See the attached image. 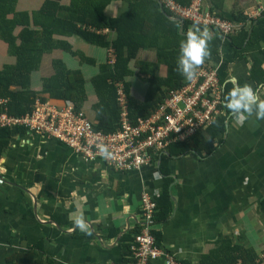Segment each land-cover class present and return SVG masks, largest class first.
Returning <instances> with one entry per match:
<instances>
[{
	"label": "crops",
	"instance_id": "1",
	"mask_svg": "<svg viewBox=\"0 0 264 264\" xmlns=\"http://www.w3.org/2000/svg\"><path fill=\"white\" fill-rule=\"evenodd\" d=\"M203 1L208 8L217 3L227 19L243 14L248 38L250 23L259 17L254 10L264 6V0ZM127 8L125 0H112L106 13L116 16ZM153 54L147 49L138 52L147 60H154ZM254 56L264 58L258 51L236 58L226 45L220 48L211 62L223 90L226 82L247 83L264 99V82L250 79ZM227 122L221 139L210 141L209 154L172 156L165 176L154 164L114 170L101 160H85L54 138L29 130L17 134L0 160V259L42 240L40 255L56 264H119L123 253L118 239L142 220L141 193L157 194L164 177L170 179L172 210L166 220L153 225L160 246L189 264H202L204 256L208 261L209 253L214 257L225 241L263 254L264 120L253 113L240 123L230 112ZM81 213L87 231L73 227L72 217ZM58 217L69 219L68 225Z\"/></svg>",
	"mask_w": 264,
	"mask_h": 264
},
{
	"label": "trees",
	"instance_id": "2",
	"mask_svg": "<svg viewBox=\"0 0 264 264\" xmlns=\"http://www.w3.org/2000/svg\"><path fill=\"white\" fill-rule=\"evenodd\" d=\"M19 1L0 0V97L7 99L6 111L10 115L30 112L37 97L52 103L71 101L76 111L94 122L96 130L111 132L120 124L117 82L123 84L130 117L137 119L148 116L186 81L176 62L179 42L193 23L183 19L180 31V22L170 10L162 8L165 13L158 0H125L128 8L116 16L106 13L112 0H33L31 4ZM209 11L224 17L217 3ZM243 18L238 13L230 20ZM251 24L249 38L245 22L238 31L225 37L218 31L208 33L210 56L202 64H212L211 58L224 45L236 58L251 51L264 56V13ZM194 31L199 33L197 29ZM141 49L153 50L155 59L141 58L138 55ZM261 58L254 56L250 65V79L257 84L264 82V58ZM233 87L236 86L232 82L225 83L223 101ZM86 108L92 110L91 116L86 114ZM229 114L230 110L226 109L225 114L190 138L171 143L168 152L157 157L161 173L167 174V163L172 156L186 152L209 154L210 141L221 139ZM26 130L18 124L0 126V159L13 138ZM169 181L164 177L159 192L154 194V223L166 220L171 213ZM262 205L264 208V201ZM62 219L58 221L67 226L69 219ZM141 228V222L136 223L118 239L123 253L119 264L129 262L130 243ZM152 233L159 244V232L154 229ZM42 243L38 240L26 249H15L3 255L0 264H56L40 255ZM224 243L229 251L224 244L215 249L214 257L209 253L208 261L204 256L202 264H237L238 260L251 264L259 257L243 246Z\"/></svg>",
	"mask_w": 264,
	"mask_h": 264
},
{
	"label": "built area",
	"instance_id": "3",
	"mask_svg": "<svg viewBox=\"0 0 264 264\" xmlns=\"http://www.w3.org/2000/svg\"><path fill=\"white\" fill-rule=\"evenodd\" d=\"M158 2L174 16L204 25L208 33H211L212 28L225 37L239 30L243 24L242 21L211 13L203 0H190L188 4L178 0ZM262 13L264 6L254 10L255 17ZM210 66L199 65L190 80L186 79L182 86L171 91L165 101L159 103L148 116H139L137 119L130 117L123 84L117 82L120 124L111 132L96 130L94 122L83 112L76 111L71 101L52 103L38 97L32 110L20 116L8 114L5 105L7 99L0 97V126L23 125L29 132L64 143L87 161L98 159L114 170L133 171L148 165L158 166L157 157L167 153L171 143L190 138L197 131L211 125L218 116L225 114L218 71ZM101 146L110 155L102 156ZM153 197L154 194L147 190L141 193L142 228L130 243L127 264H154L156 261L162 264H183L174 253L156 242L152 233L156 207ZM237 264L248 263L238 260ZM251 264H264V254L259 255Z\"/></svg>",
	"mask_w": 264,
	"mask_h": 264
},
{
	"label": "clouds",
	"instance_id": "4",
	"mask_svg": "<svg viewBox=\"0 0 264 264\" xmlns=\"http://www.w3.org/2000/svg\"><path fill=\"white\" fill-rule=\"evenodd\" d=\"M208 40L207 32L188 31L184 39L179 42L177 70L185 79L190 80L195 75L197 67L210 56ZM224 107L230 110L240 123H243L247 116L253 113L258 120H264V99L258 97L253 87L247 83L229 90L224 98ZM100 152L105 157L110 155L103 146ZM72 223L74 228L81 231L88 229L82 213L73 216Z\"/></svg>",
	"mask_w": 264,
	"mask_h": 264
},
{
	"label": "water",
	"instance_id": "5",
	"mask_svg": "<svg viewBox=\"0 0 264 264\" xmlns=\"http://www.w3.org/2000/svg\"><path fill=\"white\" fill-rule=\"evenodd\" d=\"M160 6H161V9H162L163 7H162L161 4H160ZM162 10L165 12L164 9H162ZM165 13H166V12H165ZM173 18L176 19V20H178V21L180 22V28H179V29H181V28L183 27V19L180 18V17H177V16H174ZM195 29H198L199 32H207V33H208V31H207L206 29L202 28V27H201L200 25H198V24H194V25H192L191 31H194ZM250 31H251V30H249V33H250ZM210 32L213 33V34L215 33V31H214L212 28H210Z\"/></svg>",
	"mask_w": 264,
	"mask_h": 264
},
{
	"label": "rangeland",
	"instance_id": "6",
	"mask_svg": "<svg viewBox=\"0 0 264 264\" xmlns=\"http://www.w3.org/2000/svg\"><path fill=\"white\" fill-rule=\"evenodd\" d=\"M211 66V68H217L216 67V65L215 64H213V62H212V64H210ZM85 111H86V114L88 115V116H91V113H92V110L90 109V108H86L85 109ZM15 139L13 138V140L12 141H14ZM11 145V144H10ZM10 147V146H9ZM1 160V159H0ZM23 247L25 246V245H22ZM23 247H19V248H23Z\"/></svg>",
	"mask_w": 264,
	"mask_h": 264
}]
</instances>
